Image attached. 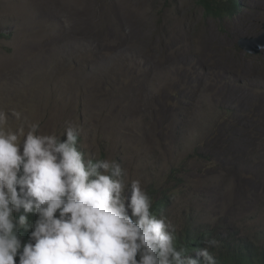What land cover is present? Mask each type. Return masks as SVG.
<instances>
[{
	"label": "rangeland",
	"instance_id": "rangeland-1",
	"mask_svg": "<svg viewBox=\"0 0 264 264\" xmlns=\"http://www.w3.org/2000/svg\"><path fill=\"white\" fill-rule=\"evenodd\" d=\"M239 1L222 21L194 0H0L7 128L61 135L73 122L87 156L116 160L149 193L171 189L162 214L179 242L204 247L207 235L221 242L217 264H264V122L250 118L254 104L264 113V53L238 47L261 33L264 0ZM205 144L213 162L171 180Z\"/></svg>",
	"mask_w": 264,
	"mask_h": 264
},
{
	"label": "clouds",
	"instance_id": "clouds-1",
	"mask_svg": "<svg viewBox=\"0 0 264 264\" xmlns=\"http://www.w3.org/2000/svg\"><path fill=\"white\" fill-rule=\"evenodd\" d=\"M7 125L0 110V264H217L210 249L221 242H179L140 179L80 150L78 125L61 135Z\"/></svg>",
	"mask_w": 264,
	"mask_h": 264
},
{
	"label": "trees",
	"instance_id": "trees-1",
	"mask_svg": "<svg viewBox=\"0 0 264 264\" xmlns=\"http://www.w3.org/2000/svg\"><path fill=\"white\" fill-rule=\"evenodd\" d=\"M195 4L199 7L202 8V10L204 11V18H213V19H220V20H224L225 18L228 17H232L235 13L238 12L240 5V1L239 0H194ZM238 51L240 50L238 47L236 48ZM264 69V66H261ZM263 79H264V75H263ZM263 89V88H262ZM255 107L250 111L251 114V119H260L259 122H264V117L262 118V116H264V113H261L259 110H261V107L258 109L257 108V104H254ZM264 106V105H263ZM225 107H222L221 110L225 113L224 120L221 121V123L219 124V126H230L233 129V133L230 137V139L232 137H234V133H235V126H234V122L233 120H229L228 121V117L226 116V112L227 110L224 109ZM256 108L258 110H256ZM228 111L230 112V109H228ZM236 115L237 112L234 114L235 119H236ZM222 119V118H221ZM238 124V123H236ZM218 126V127H219ZM264 126V123L258 124V125H254L256 132V136H255V140L257 142H260L262 138H260V129ZM217 127V128H218ZM215 133V132H214ZM215 135L218 137V133L213 134L208 140H213L215 139ZM80 143V138L78 141V147ZM253 151V153L257 152L258 149L256 148V145H251V149L246 153V157L248 155V153L250 151ZM213 150H210L207 148V145L205 144L203 145H199L195 151L193 152L192 155H190L185 162V165L182 167V169H175L173 170V172L171 173V177H169L171 180L176 181H181L183 180V175L184 172L189 171L190 165L188 162L194 160L197 164L195 167L199 166L201 168L200 165H206V163H212L213 162ZM263 162H264V157H262ZM253 164V163H252ZM194 168V167H191ZM171 189L169 187H167V189H163V190H159V191H155V192H150L149 194L153 197L154 203H153V210L157 212V214H160L163 212L164 209H167L168 207L171 206L172 203V198H171ZM27 238V234H25V239ZM250 256H246V257H241L239 258L238 256H235L234 258V263L233 264H250L251 262ZM17 264H18V258H17Z\"/></svg>",
	"mask_w": 264,
	"mask_h": 264
},
{
	"label": "water",
	"instance_id": "water-1",
	"mask_svg": "<svg viewBox=\"0 0 264 264\" xmlns=\"http://www.w3.org/2000/svg\"><path fill=\"white\" fill-rule=\"evenodd\" d=\"M238 47L250 56H257L264 53V24L258 36L239 39Z\"/></svg>",
	"mask_w": 264,
	"mask_h": 264
}]
</instances>
